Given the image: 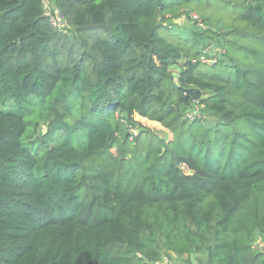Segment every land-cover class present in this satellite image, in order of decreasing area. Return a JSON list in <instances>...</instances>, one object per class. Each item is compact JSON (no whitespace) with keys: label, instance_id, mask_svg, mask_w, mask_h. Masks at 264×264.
I'll list each match as a JSON object with an SVG mask.
<instances>
[{"label":"trees","instance_id":"16d2710c","mask_svg":"<svg viewBox=\"0 0 264 264\" xmlns=\"http://www.w3.org/2000/svg\"><path fill=\"white\" fill-rule=\"evenodd\" d=\"M263 239L264 0H0V264H264Z\"/></svg>","mask_w":264,"mask_h":264},{"label":"rangeland","instance_id":"374dc122","mask_svg":"<svg viewBox=\"0 0 264 264\" xmlns=\"http://www.w3.org/2000/svg\"><path fill=\"white\" fill-rule=\"evenodd\" d=\"M194 17V16H192ZM173 23H183V17H181L178 20H174ZM172 72L173 78L176 81L178 78V74H179V66H172L169 69ZM193 116H196L199 113L195 112V113H191ZM33 118L34 120L31 121V126L29 128V132L30 135L32 137V139L36 140V138L42 136L45 131H46V120L45 117L39 115V111L38 109H35V111L33 112ZM134 119L136 121H139L143 126H145L146 128H149L152 130V132L154 134H156V136L158 138H161L165 141H171L172 140V135L169 131H167L166 129H164L163 127H161L159 124L154 123V122H149L145 119L140 118L139 116H134ZM263 245H264V241H263ZM171 257H167L166 255L163 256V260L161 263L159 264H181V260L179 258H177L176 256L170 254ZM184 258V257H183ZM195 255L191 256V260L194 261Z\"/></svg>","mask_w":264,"mask_h":264},{"label":"built area","instance_id":"2783aa9c","mask_svg":"<svg viewBox=\"0 0 264 264\" xmlns=\"http://www.w3.org/2000/svg\"><path fill=\"white\" fill-rule=\"evenodd\" d=\"M44 16L48 19L49 24L53 28L60 29V30H63L65 28V22L56 8L46 6L44 9ZM191 113H195V112L192 111ZM188 118L192 119V115L189 114ZM263 241L264 239L255 241L253 244L254 249L258 251H264Z\"/></svg>","mask_w":264,"mask_h":264}]
</instances>
